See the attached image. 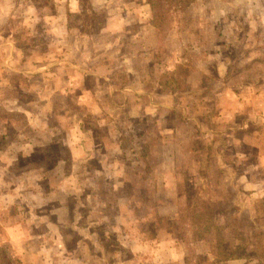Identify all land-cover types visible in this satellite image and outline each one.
I'll list each match as a JSON object with an SVG mask.
<instances>
[{"label": "rangeland", "instance_id": "1", "mask_svg": "<svg viewBox=\"0 0 264 264\" xmlns=\"http://www.w3.org/2000/svg\"><path fill=\"white\" fill-rule=\"evenodd\" d=\"M217 1L224 0L164 4L162 33L176 31L178 38H169L167 43L163 40V46L187 47L194 55L196 70L207 57L215 58L210 55L203 60L197 49L212 53L214 46H222L220 58L225 57L227 63L224 83H236L240 75L243 81H255L260 74L252 70L256 58L250 61L249 51L263 42L255 35L252 39L228 35L234 22L207 28L202 18L210 16ZM236 1L241 12L249 5L253 8L259 5L257 0ZM100 2L101 5L94 4L106 7L111 0ZM212 2L214 6L209 11ZM189 4L190 12L193 8L190 15L185 9ZM89 5L90 0H0V99L2 95L7 97L0 101V264H175L168 251L156 254L150 244H142L144 251L135 246L138 238H149V233L160 225L155 217L157 208L160 206L161 214L168 219L161 221L167 231L172 227L168 222L170 209L177 210L174 235L187 242L189 222L196 221V225L206 222L205 216L198 212L209 207L210 197L213 198L210 210L226 211V221L227 216L230 219L239 210L232 203L226 204V199L232 200L233 196H239L237 204L242 203L239 223L250 226L245 221L250 216L248 210L255 213V218L245 236L236 233V238L242 241L229 239V248L248 239L253 246L250 254H264V198L246 201L248 193L241 190L247 189L240 185L232 190L226 189L228 183L220 189L218 181L215 188H211L212 181L205 188L201 182H188L191 171L195 173L197 169L188 167V162L209 157L214 137H203L198 130L195 134L185 130V120H179L187 116L185 113L161 111L138 118L113 110L106 99L82 96L84 77L75 71L84 68L83 55L89 54L90 49L96 50L93 56H110L114 52L111 46L100 48L97 43L90 46L85 43L89 35H95L96 40L100 34L96 29L105 18L103 7L91 9ZM223 11L233 15L232 9L224 7ZM97 22L99 25H95ZM235 27L242 33L251 29L248 23L237 22ZM262 29V25H253L255 32ZM82 31L85 34L81 41L78 37ZM30 49L35 64L42 55L44 63L48 58L49 74L40 76L42 69L27 76L5 72L15 68L23 71L29 64L26 59ZM72 52L76 57L74 65L67 61L72 59ZM260 58L258 63L264 62ZM92 59L99 68L108 64L101 58ZM211 60H207L206 79L212 81L215 73ZM203 83L201 77L197 92L200 87L204 89ZM206 85L207 89L199 94L205 104L195 113L204 129L215 124L214 94L221 90L219 84L212 86L206 81ZM179 89H186V84L180 83ZM240 89L232 90L238 93ZM243 89L245 97L251 94L249 88ZM174 119L183 124L176 139L170 135V129L177 128ZM230 120L249 124L235 133L239 141L236 146L226 148L225 157L237 159V153L243 154L246 159L243 158L237 173L258 181V189L264 190L263 173L251 166L256 161V149L251 145L259 146L251 139L254 135L251 131L258 129L264 138V125H252L247 116H234ZM80 126L85 133L79 132ZM188 148L199 151L192 155L186 151ZM234 149L236 152L231 154ZM211 170L216 179L214 168ZM219 193L222 202H218ZM31 234L35 237L29 239L27 246L24 242ZM222 234H226L225 230ZM36 245L42 248L40 262L25 255L32 254ZM177 262L183 264L180 259Z\"/></svg>", "mask_w": 264, "mask_h": 264}, {"label": "crops", "instance_id": "2", "mask_svg": "<svg viewBox=\"0 0 264 264\" xmlns=\"http://www.w3.org/2000/svg\"><path fill=\"white\" fill-rule=\"evenodd\" d=\"M100 1L105 3V0H90L89 6L91 9L103 7L95 5L100 4ZM248 1L252 0H247V2ZM237 2L238 1L236 0H224L223 3L217 1V8L214 7L210 16L205 15V18H202V22L207 24V28H213L216 23L231 24L234 22L233 31H231V33L228 32V35L233 34L235 39H239L242 35H245L248 39H252L255 35L260 42H263L262 46L255 47L249 51L250 59H248L253 61L254 58H256L252 70L256 74H260L257 75L258 77H256L255 81H243L240 75L238 82L234 83L231 82V80H228L231 82V85L225 84L223 77L226 73L225 70L227 63L223 60L225 57L220 58L222 46H214L212 48V53H207V50L204 48L196 50V52L203 57V60L206 56H215V58H206L207 60L212 59V66L214 67L215 73L214 80L211 81L210 79H206V75L209 74L208 68L206 67V59V61L204 60L197 66V74H201L202 80L204 81L202 84L204 89H201L200 87L198 92L195 91L193 93H190L186 89H179V87L172 92L161 90L157 85L158 78L162 73L168 72L170 68H172L177 60V53L172 45L171 47L168 44L163 46V39L151 27L149 8L146 4V0H111L110 4L106 3V7H103L105 18L101 25H99L98 22L95 24L99 25L97 29L94 28L96 29V32L100 33H96L97 41L94 40L95 35H89L90 41L89 39H86L85 43L88 42L89 46L92 43H97L96 45L100 48L111 46L114 49V52L110 56L107 54H103V56H99L98 54L97 56H93L92 54L96 50L93 52L91 51L92 49L87 51L89 54L83 55L82 53L85 62L84 68L82 66L75 72H78L79 75L81 74V76L84 77L82 80L84 82L81 83V85L83 84L85 89H89L88 91L84 89L82 96H84L85 99L92 95L94 97L106 99L109 101L108 103L113 106V110L123 112L124 115L128 114V116L143 118L149 114L156 115L161 111L185 113L187 116L190 114V116L186 118V122L189 124L185 125V130L194 134L198 130V133L203 137H214L213 146L210 148V152H213V155H211V157L203 164L204 167H206L204 176L199 178L192 171L190 175L195 177L197 183L201 182L203 188L208 186L206 183L210 181H212L210 183L214 184V187L209 186L211 188H215L217 181L220 189L222 186H227V183L228 186L226 189L231 188L232 190L238 188V185H240L247 189L246 192L243 190L241 191L248 193L245 195L246 201H248V199H263L264 190L258 189L260 187L258 181L249 179L245 173L243 175L237 173V169L243 165V158H245L242 157L244 156L243 154L237 153V159L226 158L225 155L227 151L226 148H228V146H236V141H239L235 136V133L237 131H242L245 127L247 128L249 124L247 121L238 120L237 122L231 121L230 119H233L234 116H239V118L247 116V119L252 121V125H256V127H258V124L261 126L264 125V62L258 63V57H261L260 60L264 58V0L256 1V3L259 4L257 8H253L252 5H249L247 6L248 9L242 12L239 10V5L236 4ZM200 3L203 4V1H200ZM213 6L214 2L210 4L209 11ZM203 7H205V3L203 4ZM224 7L230 11L232 9L233 15H230L229 11L225 14L223 11ZM215 13L218 14V17L214 15ZM237 22L243 24L248 23L251 29L247 33H242L235 27ZM254 24L262 25L263 29L259 31V33L255 32L253 30ZM226 33L227 31H225V34ZM84 34L83 31L81 33L79 32L80 36L78 38L81 40ZM98 35L104 38H98ZM74 36L77 37L76 35ZM174 37L175 36L171 34L169 38ZM81 41L80 43H82ZM164 43H167V41L164 40ZM143 50L147 51V54L144 53ZM29 52L30 53L27 55L26 59V62L29 64L25 65L23 71H18L15 68L5 70V72H10V74L14 76H19V73H21V75L33 73L34 75L35 71L42 69L40 76L43 77L47 72L49 74L47 68L49 64V60L47 61L48 58H46V63H44L42 55L39 63L35 64L33 49H30ZM72 54V59L67 61L69 64L74 65L76 57H74V54L72 56ZM11 58L12 57H10L8 61L11 60ZM92 58L104 59L108 64L104 65L103 68H99L97 63L93 62L94 60ZM192 64L194 63L192 62ZM73 68L77 69L75 66H73ZM38 73L39 72H37V74ZM206 81L208 83L211 82L212 86L214 84H219L221 90H219L217 94H214L215 110L217 111V118H215L216 121L215 124H213L214 127L210 124L208 128L204 129L198 118L195 119V113L196 110L205 104L203 96H200L199 94L207 89ZM187 85L188 84H186V86ZM235 87L241 88V91L237 93L232 90ZM244 87L249 88L251 91V94L247 97H245L246 93H243ZM254 88L260 89V92L255 91ZM166 97L171 98L173 103L169 102ZM6 98L7 97L2 95L0 101H4ZM129 105H132L133 107L130 108ZM174 121L178 122L177 128L170 129V135H173V139H176L178 138L179 133H181L179 131V126L181 127L182 123H180L178 119H174ZM78 130L79 132L85 133L82 126H80V129ZM251 133L254 134L251 136V139L259 143V146L251 145L256 149V161L255 164H252L251 166H254L255 169H260L264 176V138L258 132V129L251 131ZM191 150L192 149L188 148L186 151L191 152ZM235 152V149L230 150L231 154H234ZM230 153L228 155H230ZM201 162L202 161L198 159L191 162L189 161L187 166L199 168L201 167ZM212 168H214L213 172L215 171L214 174L217 180L212 175ZM261 185L264 188V183ZM222 195L224 196L225 193L222 192ZM222 195L219 193L218 198L221 199L218 200V202H222ZM233 198L232 200L226 199V204L229 205V203H232L236 207H239V210H236L233 214L238 215L243 211L242 203L239 202V204H237V198H239V196ZM209 200L212 202L213 198L210 197ZM216 212L217 211H213V213ZM220 213L224 215L226 211H221ZM250 213L252 214L253 211L248 210L247 214ZM177 214V210L170 209V215L174 216ZM34 237L35 236L32 234L29 235L27 241L24 243L29 246V239H33ZM208 240L209 241L200 239L195 240V242L192 243L190 241H177L173 238H161L157 241L152 238H138L135 246H138V251H140L144 249L143 245L150 244L154 248L156 254L164 250L168 251V253H171L174 257L173 260H175V264L179 263L177 262L178 259L182 260L183 264H191L196 257L197 260L193 264H264V254L261 256L258 254V257H254L243 256L242 252L239 254L235 252L227 258L220 257V255L215 254L216 252H213L212 249H210L213 240ZM19 243L21 244V240H19ZM191 245L194 246H192V250L189 251ZM238 245L239 244H233L232 248H236ZM186 248L188 249V254L186 253ZM226 251L229 250L226 249ZM25 255L27 258L33 259L32 261L34 262H40L42 260L41 256L43 255L42 248L36 245L32 254Z\"/></svg>", "mask_w": 264, "mask_h": 264}, {"label": "trees", "instance_id": "3", "mask_svg": "<svg viewBox=\"0 0 264 264\" xmlns=\"http://www.w3.org/2000/svg\"><path fill=\"white\" fill-rule=\"evenodd\" d=\"M175 1L180 2V1H185V0H146V4L148 5V8H149L151 27L153 28L154 31L157 32V34L163 40H166V41L169 40V37L171 36V34H174V36H176L177 33L176 31H169V32L167 31V32L162 33L160 24H162L163 19L165 17V13L162 10V6L164 4L174 3ZM190 7H191L190 4L187 5V7H185L189 15L191 12H193L192 11L193 8H191V12H190ZM172 47L176 50L177 60L175 61L172 68H170L168 72H164L159 76L157 85L163 91L172 92L176 88L179 87L180 83L182 84L184 83V84H188L186 86V90H188L190 93H193L197 90V86L199 85V81L201 78V74L199 73L197 74V70L192 64V61L194 60V55L187 51V47L179 48L180 45H177V47H175V45H172ZM195 73L197 75H195ZM186 118H188V116H186L183 119H180L181 121L185 120V125L189 124L188 122H186ZM198 151L199 150H191L189 154L194 155V153H197ZM211 155H213V152H210L209 157H207L206 155L207 158L205 159L199 158V160L202 161L201 167L197 168L196 172L194 173L199 178H202L204 176L206 167H204L203 164L211 157ZM188 182L191 184L192 182L194 183L195 177L190 175ZM209 207H212V202L209 203ZM209 207L198 212V214L201 213L202 216H205L204 219H207L206 222L199 223L198 225H196L197 224L196 221H194V223L189 222V225H191V227H189V225L186 224V227L190 228V231H187L189 232V237L187 238V240L193 243L195 242V240L203 239V240L209 241L208 239L210 240L212 239L213 243L210 245V249H212L213 252L215 251L216 252L215 254L220 255V257L227 258L229 255H233V253L235 252L238 254L242 252L243 256L258 257V254H255V253L250 254V250L253 246L248 241V239H245L246 241L236 246V248L234 247L233 248L231 247L232 249L229 248V239H236V240L242 241L241 238H236V233H241L243 236L246 235L247 230L251 227V225H253L255 213L254 212L252 214L250 213L249 219H245L246 223L250 225L247 228L245 226H242V224L239 223L240 215L242 213L238 215L235 214L230 219H229V216H227V220L225 221L224 215L220 213L221 211L223 212V210L220 211V209H215L214 211H217V212L213 213V211H211ZM161 209L162 208L159 206L156 210L157 213H155L156 220L160 222L159 226L161 227L158 226L157 229H154L153 232L149 233L151 234V236L149 235L148 237L156 241L158 239H161V237L173 238L177 241L178 240L181 241L179 237L174 235V226L176 225L174 221L177 220L176 218L177 215L173 216L169 214L170 215L169 220L171 222L170 221L168 222L170 225L172 224V227L169 229V231H167L164 229V227H162L163 224L161 223V221L162 219H166V220L168 219L166 218L165 215L161 214L162 213ZM193 214L196 215V211L193 210ZM221 220H223V222ZM229 226L230 228L228 229ZM224 230L226 234L223 235L222 233L224 232ZM142 234L144 235V233ZM192 246L194 245H191V247L189 248V251L192 250ZM226 249L229 251H226ZM187 252H188V249L186 248V253ZM185 258L187 259L186 256ZM196 260H197V257L191 264H193Z\"/></svg>", "mask_w": 264, "mask_h": 264}]
</instances>
